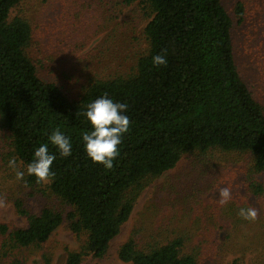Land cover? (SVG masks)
Listing matches in <instances>:
<instances>
[{
	"label": "trees",
	"instance_id": "trees-1",
	"mask_svg": "<svg viewBox=\"0 0 264 264\" xmlns=\"http://www.w3.org/2000/svg\"><path fill=\"white\" fill-rule=\"evenodd\" d=\"M22 1L0 0V131L8 134L11 156L30 189L38 190L43 182L27 173V165L39 146L49 145V153L56 156L51 166L55 177L42 192L70 211L65 217L48 207L32 213L15 200V212L27 226L10 230L0 223L3 248L40 247L66 221L68 229L85 240L77 251L66 250L64 264L102 258L142 191L187 154L242 155L250 175L264 174V108L237 71L233 19L222 0H122L126 6H143L147 49L129 74L93 80L77 100L38 76L27 53L31 26L12 15ZM233 13L241 23V2ZM161 53L167 66H154L153 56ZM105 93L114 102L128 104L124 114L131 121L110 170L87 156L81 135L93 130L84 115L88 104ZM57 127L71 138L68 157L60 156L48 140ZM248 189L255 195L263 192L253 181ZM257 238L263 244L264 232ZM183 243L176 237L137 248L131 238L119 247L118 259L123 264H202L194 254L182 253ZM261 250L250 264H264V244Z\"/></svg>",
	"mask_w": 264,
	"mask_h": 264
},
{
	"label": "rangeland",
	"instance_id": "rangeland-1",
	"mask_svg": "<svg viewBox=\"0 0 264 264\" xmlns=\"http://www.w3.org/2000/svg\"><path fill=\"white\" fill-rule=\"evenodd\" d=\"M241 2L242 22L233 9ZM233 19L231 30L237 71L253 98L264 108V0H222ZM25 19L32 36L27 50L38 76L56 84L77 100L93 80L125 76L147 49L143 29L147 23L143 6H126L122 0H23L12 11ZM8 134L0 131V223L9 229L25 228V218L13 203L21 200L32 213L44 207L65 217L69 207L43 193L47 183L30 189L16 179L8 166L11 147ZM246 157L210 152L181 157L142 191L132 213L110 242L102 258L86 257L81 264H123L118 249L127 240L137 248L183 239V254L192 253L202 264H250L262 252L258 234L264 232V174H252ZM22 167L17 163V169ZM250 181L263 188L260 195L248 189ZM231 186L232 199L220 206L218 189ZM255 207L258 218L248 221L238 213ZM85 237H77L64 221L40 247L12 249L1 245L0 264H64L66 250L77 251ZM8 243V242H7Z\"/></svg>",
	"mask_w": 264,
	"mask_h": 264
},
{
	"label": "clouds",
	"instance_id": "clouds-1",
	"mask_svg": "<svg viewBox=\"0 0 264 264\" xmlns=\"http://www.w3.org/2000/svg\"><path fill=\"white\" fill-rule=\"evenodd\" d=\"M154 66H167V59L163 53L153 56ZM127 103L114 102L108 98L107 93L89 103L84 113L92 126V131L83 132L82 141L87 156L94 162L104 166L106 169L113 167L114 160L119 155V146L122 144V137L129 131L131 126L130 117L124 113L128 111ZM49 142L55 146L60 156L71 155V138L66 136L57 127L48 137ZM56 160L54 154L49 153L47 143L39 146L35 152L31 163L27 165V173L36 177L37 183H48L55 177L52 171V164ZM8 166L15 170L16 179L23 180L25 173L16 170L17 162L13 157L9 160ZM219 200L217 203L224 206L232 199L231 186L220 187L218 189ZM9 205L6 198L0 197V209H7ZM238 215L248 221H255L259 212L255 207L241 208Z\"/></svg>",
	"mask_w": 264,
	"mask_h": 264
}]
</instances>
